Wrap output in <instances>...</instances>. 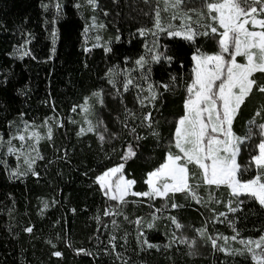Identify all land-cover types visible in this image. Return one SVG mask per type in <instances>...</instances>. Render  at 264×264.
<instances>
[{
	"label": "trees",
	"instance_id": "1",
	"mask_svg": "<svg viewBox=\"0 0 264 264\" xmlns=\"http://www.w3.org/2000/svg\"><path fill=\"white\" fill-rule=\"evenodd\" d=\"M59 2L63 5V14L52 23L57 0H0V137L5 142L11 139L24 126V121L38 128L49 125L53 133L51 139L45 137L36 144L35 148L44 157L37 159L34 165L38 176L32 172L13 176L19 163L8 154L6 143L0 147V264H122V261L128 264H255L247 253L233 256L214 250L210 241L201 240L196 230L206 228L214 237L218 234L231 237L236 234L228 222L231 220L239 231L238 239H258L264 234V209L258 203L246 201L241 206L242 211L228 213V219L219 217L217 220L212 219L215 213L227 212L229 191L223 187L217 191L212 186L214 199L204 204L186 200L183 193H176L175 202L187 205L176 209L170 207V199L153 197L149 200L129 195L128 204L120 206L128 217L126 220L124 215H104L106 208L118 202L108 200L95 182L97 175L123 162L121 154L132 144L137 156L125 164L126 178L137 181L133 191L148 190L146 174L163 162L168 137L174 132L175 120L182 114L184 81L190 79L194 66L191 55L196 46L209 53L217 51L216 42L197 37L196 45H191L181 37L161 33L160 51L174 56V60L169 62L162 57L159 63H153L151 80L159 85L170 82V76L176 75L179 85L174 92L161 90L158 110L151 109L150 105L141 109L136 99L140 90L130 86V90L124 92L122 81L131 75L135 81L142 82L139 81L141 70L135 61L145 55L146 43L152 47L153 38L141 36L137 30L153 28L157 1L150 0V4H146L145 0H99L103 11L98 9L95 15L99 23L106 25L102 33L106 45L96 47L85 41L88 9L78 10L74 6L78 0ZM43 4L49 5L47 11ZM200 4L201 0H192L187 7ZM104 11L108 12L107 16ZM168 14L161 11L163 23L167 22ZM174 23L178 25L177 21ZM53 28L57 33L55 45L51 35ZM105 46L112 51L106 52ZM109 69L113 70L120 95H116L117 89L108 82ZM144 88L141 96L148 94L146 83ZM101 90L103 105L92 95ZM86 100L91 109L88 116L96 125V131L78 135L85 127L81 109ZM125 105L137 115L152 110L154 120L159 121L160 139L143 127L137 128L143 139H134L120 122L124 119ZM261 105H264V96L253 93L234 124L237 133H246L248 120ZM255 119L257 123L264 122V112ZM97 120H102L103 124L97 125ZM139 123V120L129 119V128ZM104 127L118 134L111 138V143L107 134L104 142L98 139ZM240 159L246 162V153H242ZM19 166L21 171L26 170L23 165ZM251 175L254 172L246 178ZM199 195L207 201L205 187L199 189ZM216 199L223 202L216 203ZM153 216L157 218L155 227L149 229L147 224L153 221ZM170 216H175L184 227L176 229ZM137 219L142 221L139 226L135 223ZM113 220L118 227H113ZM29 226L33 227L32 233L24 231ZM138 227L143 233L140 239H147L159 249H149L145 244L144 250H140ZM173 232L177 239L171 242L170 248L166 247ZM181 234L189 240L196 238L198 255H189V246L180 243ZM113 235L122 260H117L114 253L104 252L106 248L111 249L109 238ZM229 242L240 247L237 242ZM218 244L223 241L218 240ZM79 248L92 255L78 254L76 249ZM55 250L61 251L62 256H52Z\"/></svg>",
	"mask_w": 264,
	"mask_h": 264
},
{
	"label": "snow or ice",
	"instance_id": "2",
	"mask_svg": "<svg viewBox=\"0 0 264 264\" xmlns=\"http://www.w3.org/2000/svg\"><path fill=\"white\" fill-rule=\"evenodd\" d=\"M163 2L162 10L169 12V22L167 24L162 22V10L157 0L153 28L141 27L137 30L141 36L151 35L153 38L152 47L149 48L146 43L144 45L145 55H141L135 61L141 70L139 81L142 82L135 81L131 75L122 81L124 92H128L130 86L140 90L137 92L136 99L141 109L150 105L151 109L158 110L157 101L161 99V90L174 92L179 85L176 75L170 76V82H160L159 85L151 80L153 63H159L162 57L169 62L174 60V56L165 55L160 51L158 41L161 33L169 37H181L191 45H196L197 37L211 39L216 42L218 50L209 53L196 46V50L191 55L194 66L191 68L190 79L184 81L185 95L182 101V114L175 120L174 132L168 137L163 162L146 174L145 183L148 190L133 191V186L137 181L126 178L125 164L130 158L137 156L132 144H128L127 151L121 154L120 159L123 162L107 168L95 177V182L98 183L102 194L108 200L118 202L116 206L110 205L106 208L104 215H124L127 220L128 217L120 206L128 204L126 197L129 195L147 197L149 200L153 197L170 199L172 201L170 207L173 209L187 206L175 202L174 194L176 193H183L186 200H194L197 204L208 203L214 199L211 193L212 186H215L217 191L222 187L229 191L227 212L215 213V209H212L215 213L212 219L218 220L219 217L228 219V213L242 211L241 206L246 201L256 202L261 209H264V122L257 123L255 119V117L262 116L264 105H261V108L256 110L255 116L248 120L245 134L237 133L234 128L242 106L253 93L264 96V79H261L264 77V0H201L199 7H187L192 0H163ZM145 3L150 4V0H145ZM74 6L78 10L89 8L93 13L92 24L84 29L85 41L88 39L86 34L89 27H106L103 23L97 24L95 13L98 9L103 11L99 0H83L82 3L77 2ZM42 7L47 11L49 5L43 4ZM54 7L56 14L52 23L58 21L63 14V5L59 0ZM192 13H195V16ZM103 14L107 16L108 12L104 11ZM177 19L181 21L179 25L172 23ZM51 35L52 43L55 45L57 38L55 28ZM96 39L99 41L100 37L97 36ZM96 46L98 45H93V47ZM88 50L85 48V51ZM105 51L111 52L112 48L105 46ZM53 52H55V47H53ZM24 54L26 55L27 52ZM108 75V82L117 89L116 95H120L112 69H109ZM145 83L148 94L141 96L140 93L145 91ZM92 95L101 105L104 104L103 90L94 92ZM120 102L122 104L124 102L122 96ZM83 110L86 116L91 113L87 100ZM129 119L139 120L140 123L129 128ZM86 122L87 129L81 128L78 135L85 131H96V125H93L90 119H86ZM120 122L136 140L143 139L137 133L138 127L148 129L153 137L160 139L159 121L154 120L152 110L141 111L137 115L125 105L124 119ZM100 124H103V121L97 120V125ZM52 134V128L49 126L47 138L51 139ZM106 134L109 143L112 137L118 135L109 132L107 127H104L103 131L98 133V139L104 142ZM17 137L22 142L19 149L15 148L12 143ZM42 138L40 133L34 130V126L29 125L27 121H24L23 130H18L6 142L0 137V147H4L6 143L8 154H16L18 162L23 156V164L27 166L25 171H21L18 164L12 172L13 176L27 175L28 172L39 175L34 165L37 159H44V157L32 144H28L25 150L23 142L27 139H34L38 144ZM112 150L115 151V147ZM242 153L247 155L246 162H241ZM250 172H254V175L246 178ZM201 187H205L208 192L207 201L199 195ZM170 193L173 194L171 197ZM241 197L246 199H241ZM215 202L222 203L223 201L216 199ZM167 206L165 204V207ZM156 219L153 216V221L148 222L149 229L155 227ZM169 219L176 229L184 227L175 216H170ZM97 220L99 221V217ZM228 222L236 233L231 237L222 234L214 237L208 234L206 228L196 231L201 240L206 243L210 241L214 250L233 256H243L247 253L255 264H264V234L258 239H238L239 231L235 228V222L231 220ZM135 223L139 226L142 221L137 219ZM112 224L114 228L118 227L116 220H113ZM24 231L32 233L33 227H25ZM137 232L141 251L144 250L145 244L149 249L153 247L159 249L158 245L149 243L147 239H140L143 236L140 227L137 228ZM175 239H177L176 232H173L170 243L166 247L170 248L171 242ZM115 240L114 235L109 238L112 247L110 250L104 249V252L107 255L114 253L117 260H122V254L116 251ZM179 240L181 244L189 246V255L199 254L196 238L189 240L181 234ZM218 240H222L223 244H218ZM229 240L239 243L242 247L229 246ZM48 243L52 244V241L49 240ZM53 247L55 248L54 244ZM76 251L78 254L83 252L85 255H92L83 248L76 249ZM51 255L61 257L62 252L55 250ZM122 264H128V262L122 261Z\"/></svg>",
	"mask_w": 264,
	"mask_h": 264
},
{
	"label": "rangeland",
	"instance_id": "3",
	"mask_svg": "<svg viewBox=\"0 0 264 264\" xmlns=\"http://www.w3.org/2000/svg\"><path fill=\"white\" fill-rule=\"evenodd\" d=\"M78 1L81 2V3L83 2V0H78ZM159 7L161 9H163V7H164L163 0H159ZM86 9H88V11L90 12L89 13V17L87 18L88 19L87 26H90L92 24L91 16L93 15V13H92V11L89 8H86ZM167 13H169V12H167ZM175 21H177L178 25L181 23V21L179 19H177ZM168 22H169V17L167 18V22L164 23V24H167ZM172 23H174V21H172ZM97 24H100V23L97 21ZM102 33H103V28H99V27H95V28L89 27V31L86 34L87 37H88L87 41L90 42L93 45H98V46H104V45H106L105 41L102 39ZM97 36L100 37L99 41H97V39H96ZM81 116H82V122L85 124V127L83 126L82 128L87 129L88 124L86 122V119H89V116L88 115L86 116V114H85V112L83 110V107L81 109ZM48 127H49V125H45V126L39 127V128L34 126V130L37 131V132H39L40 135L43 138H45V137H47V129H48ZM23 128H24V126L21 128V131L23 130ZM21 143L22 142H20L19 139H18V137H17L16 140H15V143L13 144V146L15 148L19 149V148H21ZM23 143H24L25 150H27V145L28 144H32L34 147H36V144H37L34 139H27ZM11 155H13L17 159L16 154H11ZM33 155H35V152H33ZM18 163L21 164V165H23L25 168L27 167L26 165L23 164V156H21V159H20V161ZM169 195H172V194L170 193ZM228 244H229V246L234 247V248H240V247H242L241 245H240V247L232 246L230 242H228Z\"/></svg>",
	"mask_w": 264,
	"mask_h": 264
}]
</instances>
